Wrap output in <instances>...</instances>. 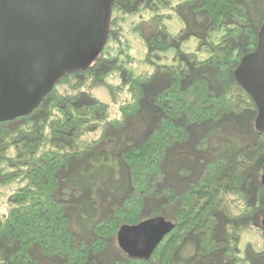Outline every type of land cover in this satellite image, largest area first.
<instances>
[{"label":"trees","instance_id":"obj_1","mask_svg":"<svg viewBox=\"0 0 264 264\" xmlns=\"http://www.w3.org/2000/svg\"><path fill=\"white\" fill-rule=\"evenodd\" d=\"M263 23L264 0H113L88 67L0 121V264H264V129L235 77ZM128 33L150 70L113 53ZM155 218L171 228L149 257L120 247Z\"/></svg>","mask_w":264,"mask_h":264},{"label":"water","instance_id":"obj_2","mask_svg":"<svg viewBox=\"0 0 264 264\" xmlns=\"http://www.w3.org/2000/svg\"><path fill=\"white\" fill-rule=\"evenodd\" d=\"M112 2L0 0V121L30 113L58 78L88 67L106 42ZM235 77L256 103V126L264 129V23ZM170 228L150 219L121 227L117 241L130 255L149 257Z\"/></svg>","mask_w":264,"mask_h":264},{"label":"rangeland","instance_id":"obj_3","mask_svg":"<svg viewBox=\"0 0 264 264\" xmlns=\"http://www.w3.org/2000/svg\"><path fill=\"white\" fill-rule=\"evenodd\" d=\"M165 13L169 15L168 19L166 20V24L169 28V30L173 33L177 32L180 28V23L176 19L174 15H172L170 10H166ZM129 20V18L127 19ZM126 20V21H127ZM132 19L130 18V21ZM126 43H124L122 50L114 49L115 45H111V48L113 50V53H115L119 60L129 69H131L134 72H140V71H146L150 70L151 65L145 61V47L141 40L134 34L128 33L125 35ZM183 50L185 51H194L196 48V40L194 38H190L182 45ZM173 52L169 50L168 52L164 54H160L162 59L156 60L157 62H164V63H171ZM117 74L113 73V75L109 76L106 79V82L109 84H115L117 82ZM93 93L102 101L107 102L108 96L106 94V91L102 88L94 89ZM248 241V238L242 239V245ZM255 243V242H253ZM258 243V242H256Z\"/></svg>","mask_w":264,"mask_h":264}]
</instances>
